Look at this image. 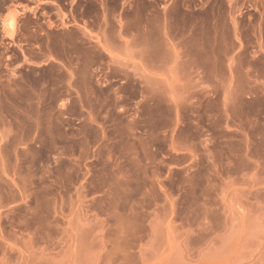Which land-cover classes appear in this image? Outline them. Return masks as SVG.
<instances>
[{
    "label": "rangeland",
    "instance_id": "374dc122",
    "mask_svg": "<svg viewBox=\"0 0 264 264\" xmlns=\"http://www.w3.org/2000/svg\"><path fill=\"white\" fill-rule=\"evenodd\" d=\"M0 264H264V0H0Z\"/></svg>",
    "mask_w": 264,
    "mask_h": 264
},
{
    "label": "bare ground",
    "instance_id": "6f19581e",
    "mask_svg": "<svg viewBox=\"0 0 264 264\" xmlns=\"http://www.w3.org/2000/svg\"><path fill=\"white\" fill-rule=\"evenodd\" d=\"M13 19V18H12ZM13 21V20H12ZM10 24H12V23H10ZM13 25V24H12ZM12 25H11V28H12Z\"/></svg>",
    "mask_w": 264,
    "mask_h": 264
}]
</instances>
